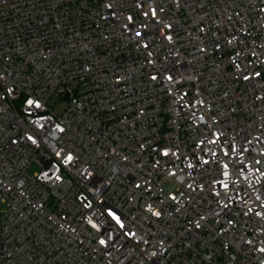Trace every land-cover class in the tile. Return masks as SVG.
Wrapping results in <instances>:
<instances>
[{
    "label": "built area",
    "instance_id": "obj_1",
    "mask_svg": "<svg viewBox=\"0 0 264 264\" xmlns=\"http://www.w3.org/2000/svg\"><path fill=\"white\" fill-rule=\"evenodd\" d=\"M0 264H264V0H0Z\"/></svg>",
    "mask_w": 264,
    "mask_h": 264
},
{
    "label": "rangeland",
    "instance_id": "obj_2",
    "mask_svg": "<svg viewBox=\"0 0 264 264\" xmlns=\"http://www.w3.org/2000/svg\"><path fill=\"white\" fill-rule=\"evenodd\" d=\"M56 100H52V103H54ZM57 111H60V108L59 109H57Z\"/></svg>",
    "mask_w": 264,
    "mask_h": 264
},
{
    "label": "snow or ice",
    "instance_id": "obj_3",
    "mask_svg": "<svg viewBox=\"0 0 264 264\" xmlns=\"http://www.w3.org/2000/svg\"><path fill=\"white\" fill-rule=\"evenodd\" d=\"M28 103H29V104H31V103H32V101H28ZM102 243H103V241H102Z\"/></svg>",
    "mask_w": 264,
    "mask_h": 264
}]
</instances>
